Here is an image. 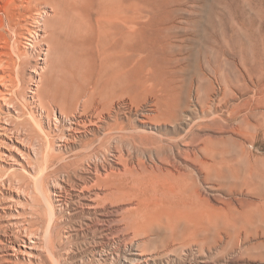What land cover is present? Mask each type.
I'll use <instances>...</instances> for the list:
<instances>
[{
	"label": "rangeland",
	"instance_id": "obj_1",
	"mask_svg": "<svg viewBox=\"0 0 264 264\" xmlns=\"http://www.w3.org/2000/svg\"><path fill=\"white\" fill-rule=\"evenodd\" d=\"M171 1L173 12L167 24L169 49L159 61L162 75L171 81L173 90L170 95L148 90H144L146 94L143 90L135 92L131 97L138 102L133 103L137 108L129 106L131 97L124 98L129 104L122 108L121 102L114 105V110L119 109L117 120L136 137L158 138L164 146L163 157L177 168L188 170L192 188L198 189L212 205L250 198L248 186L230 192L220 188L212 175L222 165L225 169L237 166L241 173L253 165L264 169V0ZM38 4L15 13L10 29L6 27L0 3V19L5 25L0 28V92L8 93L14 105L12 108L0 101V125L14 129L18 127L16 123L27 126L25 129L19 126L17 142L0 137V182L22 178L25 183L14 185L16 192L20 191L12 198L0 190V197L12 207L10 211L0 209V226L34 219L36 227L41 228V234L30 239L36 243L34 249L20 247V253L12 254L15 258L4 260L8 264H264V222L228 233L216 230L186 235L157 230L149 233L134 226L136 217L131 211L138 200L133 196L127 202H113L105 210L111 213L105 241L100 239L103 233L97 224L103 219V211L74 213L77 200L63 213L56 209L55 216L63 223L56 230V241L61 243L58 259L47 254L41 236L51 217L50 200L56 198L53 191L65 184L61 173L46 182L41 180L43 156L48 155L56 168L62 162L60 159L75 158L73 154L80 147L75 143L68 145L71 152L64 149L63 140L50 133L51 129L56 132L55 125H47L44 114L39 117V109L32 103V91L57 80L62 70L60 55L49 49L53 12L46 4ZM2 78L8 81L3 83ZM165 107L170 113L167 116ZM52 110L56 124L61 123L59 111ZM141 112H147L148 118L139 115ZM149 146L145 141L127 145L119 162L129 166L141 160L151 165ZM198 160H204L208 167H201ZM78 176H82L80 170L76 172L75 177ZM130 177L128 185L133 192L136 177ZM205 177L208 181H203ZM34 204L39 207V218L30 214ZM128 215L131 229L121 236L119 221ZM65 218L70 220L68 227L63 222ZM82 223L93 226L90 230ZM25 242L34 246L28 240Z\"/></svg>",
	"mask_w": 264,
	"mask_h": 264
},
{
	"label": "bare ground",
	"instance_id": "obj_2",
	"mask_svg": "<svg viewBox=\"0 0 264 264\" xmlns=\"http://www.w3.org/2000/svg\"><path fill=\"white\" fill-rule=\"evenodd\" d=\"M19 2L16 4L15 0H0L3 4L1 9L5 14L6 27L10 29L15 13L29 9L35 4H46L53 12L51 23L49 22L52 27L49 49L60 55L62 70L57 80L49 82L37 92L32 91L31 99L35 109L36 107L39 109L38 116L42 118L44 114L43 118L46 119L47 125H55L56 132L51 129L50 133L63 140L64 149L71 152L72 149L68 148V145L75 143L80 147L74 151L75 158L60 159L62 162L56 168L48 155L44 154L45 160L43 156L44 173L41 174V180L46 182L61 173L64 176L61 181L65 184L53 191L56 198L54 201L50 200L51 217L41 236L49 256H57L58 259L60 241L59 243L56 241V230L63 224L59 223L55 211L57 209L63 213L75 200L78 207L74 209V213L103 211V219L95 224H99L103 233L100 239L104 241L107 239L106 234L111 222V213L105 210L108 206L110 208L113 202L130 201L131 196L138 200L137 206L131 211L136 217L134 226L136 230L149 233L155 230L176 235H186L190 232L206 233L210 230L228 233L264 222V169L259 166L255 168L253 165L248 167L245 173H241L240 168L234 165L227 169L223 165L222 169L216 168L212 176L220 188L232 192L242 190V186H248L250 198L236 203L223 201L222 206L212 205L198 189L192 188V175L188 170L177 168L166 156L163 157L164 146L158 138L136 137L117 120L119 109L117 107L114 110V105L121 102L122 108L129 103L132 107L138 104L135 97L132 98L135 92L148 90L170 95L173 90L171 81H167L168 78L162 75L159 61L160 56L166 53V48L169 49L167 24L173 12L170 9L171 0H19ZM3 22V19H0V28L5 26ZM4 79L2 78L3 83L8 81ZM7 94L0 92V101L13 108L12 99ZM127 97H131L132 101L125 102ZM53 108L62 116L61 123L56 124V118L51 116ZM165 108L164 113L167 116L170 113L168 107ZM145 114L141 112L139 115L148 118ZM142 118L144 120L143 116ZM158 118L160 119V116ZM163 118L166 120L167 117ZM16 125H18L15 127L16 130L0 125V137L12 143L17 142L19 126L23 129L27 126L21 123ZM87 135H91L92 138H85ZM143 141L150 145L151 156L148 160L151 165L137 160L136 164L123 166L119 161L123 157L124 148L129 144L135 145L136 142ZM105 154H109L111 158L108 159ZM151 157L161 165L154 162ZM203 161H200V165L206 167L207 163ZM113 164L118 167H112ZM79 170L82 176L75 177ZM128 175L136 177L135 185H131L133 192L128 185ZM206 180L208 181V177L203 179ZM15 184L25 183L22 178L17 181H1L0 190H4L8 198H12L20 191L16 192ZM25 188L28 191L29 188ZM101 189L102 192H99ZM10 204L5 198L0 197L1 211L5 209L10 211ZM38 208L35 207L30 213L36 218H39ZM129 217L123 216L119 221L122 224L119 230L121 236L131 229ZM64 220L65 225L70 221L68 218ZM35 222L34 219L24 222L17 220L13 224L0 226V264H8L4 258H15L16 256L12 254L20 253L18 249L20 247L35 248L36 243L30 239L41 234V228L36 227ZM92 223L82 224L90 229ZM25 240L34 246L26 245ZM67 248L69 250L70 246Z\"/></svg>",
	"mask_w": 264,
	"mask_h": 264
}]
</instances>
